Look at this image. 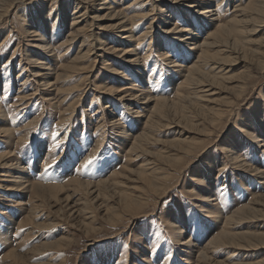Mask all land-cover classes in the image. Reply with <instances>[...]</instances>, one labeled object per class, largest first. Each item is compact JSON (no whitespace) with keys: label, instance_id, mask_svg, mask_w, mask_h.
I'll return each instance as SVG.
<instances>
[{"label":"rangeland","instance_id":"rangeland-1","mask_svg":"<svg viewBox=\"0 0 264 264\" xmlns=\"http://www.w3.org/2000/svg\"><path fill=\"white\" fill-rule=\"evenodd\" d=\"M191 1H167L166 21L158 0H19L2 16L0 127L11 135L0 136V155L12 151L14 165H0V264H199L205 248L216 264L264 261V244L246 250L210 245L224 228L239 236L264 233L262 217L241 215L226 224L241 208L258 207L254 202L264 209V57L258 63L221 54L232 56L223 66L231 81L204 89L209 118L199 104L177 96L180 88L192 91L181 84L197 62L199 45L235 19L253 21L257 1L214 0L210 17ZM109 6L135 18L131 34L122 32L123 21L105 16ZM148 27L153 37L137 42ZM247 29L255 30L248 40L264 47V26ZM38 58L51 60H43L50 70L39 68ZM72 63L77 72L63 70ZM211 68L209 62L206 70ZM111 87L120 92L108 93ZM127 90L140 98L129 100ZM146 95L168 101L167 118L139 153H131L156 105L146 107ZM133 111L144 116L138 120ZM174 139L183 145L172 144ZM230 156L247 166L238 167ZM141 166L148 179L140 177ZM156 178L157 190L151 186ZM15 179H23V186L9 190ZM75 179L96 184L93 193ZM32 183L62 189L35 193ZM128 194L139 196L140 205L122 202Z\"/></svg>","mask_w":264,"mask_h":264},{"label":"bare ground","instance_id":"bare-ground-1","mask_svg":"<svg viewBox=\"0 0 264 264\" xmlns=\"http://www.w3.org/2000/svg\"><path fill=\"white\" fill-rule=\"evenodd\" d=\"M17 1H19V0H0V19L2 18L3 15H5V13L6 14L8 13V11H9L8 9L12 5H14V3L17 4ZM80 1L85 2V0H80ZM90 1L93 2V0H90ZM102 1H105L104 5L108 4V0H102ZM141 1H143V0H136L135 4H137L138 2H141ZM167 1H169V0H158V2H160L161 4L156 6V8L159 9L163 19L168 17V15H166L167 14L166 12H169V11L167 9H165ZM175 1H179V0H175ZM204 1L205 2L203 4H200L199 2H197V0L191 1L192 2L191 7L192 8L201 7V11L200 12H202L203 15H205V16L208 15L210 17L212 12H213L212 11V7L214 6V0H204ZM256 1H257V2H255L256 4L254 3L255 4L254 5V9L256 10L255 11V15L256 16L254 17L253 21L235 19L233 22H231L229 24H225V26H220L218 28L217 32L212 33L209 38L205 39L204 42L199 45L198 48L200 50V54L198 55L199 57L197 59V62H194L187 69V71H188L187 75L185 76V79L183 80V83L181 85H182V88H184V90H192V91H191L190 94H186L180 88L179 92L177 93V96H178L179 100L182 99L181 100L182 102H183V100H186L191 105L194 104L195 108L199 104L200 109L204 112L202 114H204V116H206V118L210 117V114H209L210 111L206 112L207 109L202 104V102L207 100L206 98L208 97L207 94H206L207 91H204V89L205 88H210V90L208 92H211L213 90V88L216 87V85H222V83L227 82V80L231 81V78H229L226 74H223V72H224L223 66H225L227 63L231 62V60H232L231 57L232 56H226V59H225L224 57L223 58L221 57V54L225 55L226 53L229 52V53H231L234 56L235 55L236 56L242 55L244 58L251 57L252 61L255 59V61L257 60L258 63L262 62L261 59L264 57V54H262L263 51L261 50V48H264V47L262 45H260V44H256V43L254 44L252 40H248V36H249L250 32L251 31H253V32L255 31V30H250L249 31L247 29L249 25H251V24L255 25V23H258L259 25H263L264 26V0H256ZM132 5L128 6L126 9L130 10L132 7H134ZM91 6H93V5H91ZM112 8H113L112 6L108 7V9H107L108 13L105 16L106 17H112L113 19H119V20L123 21V23H125V24H123L120 27V28L123 29L122 32L125 31V32H129L131 34L132 33V28L134 29V23H135L134 19L135 18L129 19V17H128L129 15L126 14L124 11L117 12L116 10H111ZM84 16L85 15L83 14L81 17H84ZM100 17H102V16H99V18ZM147 17H148V15L141 16V17H138V18L146 19ZM167 19H165V21ZM153 23L154 22H152L150 25L152 26ZM241 24L244 25L243 27L245 28V30L243 28L240 29L239 27H237V26L241 27ZM129 26H131L132 28H128ZM151 29L152 28L148 27V30L145 33L143 32V35L141 34V36L138 37L137 42L138 41L139 42L144 41L146 39V37H149V36L153 37V36H151V34H149V31H151ZM187 32L190 33V35L192 36V38L188 37L190 39V41H195L194 32L193 31H187ZM178 33L180 34V31ZM244 33H246V34H244ZM37 36L40 37L39 41H42V42L44 41V38H42V36L40 34L37 35ZM181 36H175V37H176V39H181ZM235 37H238V40H236ZM133 38H134L133 35H130V40L131 41L133 40ZM220 39H222V40H220ZM239 40H240V42H239ZM97 41H98L99 44H101L99 42V40H97ZM44 45H45L44 49H45V52H46L49 45L47 43L44 44ZM101 45L104 46L103 44H101ZM255 45H257V46H255ZM213 47L214 48L215 47L220 48L219 49L220 51H217L216 54H212L211 53V49ZM226 48H228V49H226ZM109 50L112 53H117V51H115L114 49H109ZM52 51H55V50H52ZM90 53H91V50L88 53L86 52L80 58H77L76 62H80V60L85 59L87 57V55L90 54ZM125 53L127 54L128 51H125ZM131 53H133L132 55H136V54H134L135 53L134 50L131 51ZM164 56L167 57L166 55H164ZM169 59H171V58H168L165 61H168ZM37 60H39V61H37V64H38L39 68L44 67V68H48L50 70L48 65L43 60H48V61H51V60H49L48 58L47 59H43V60L38 58ZM133 62L139 63V60H133ZM209 62L211 63L212 68L209 71H207L206 69L208 67V63ZM73 64L74 63L65 66L63 70L66 71V70L72 69L73 73L77 72L78 70L76 68H73L74 67ZM141 64H143V63H141ZM144 64L145 65L143 66V68H145L149 64L148 57L145 59ZM228 65H230V64H228ZM136 66L139 67V64L136 65ZM135 70H138V69H135ZM216 70H218V71L216 72ZM111 72L117 74V76L120 75L123 78L124 77L125 78L128 77L124 72H121L120 70H118L116 68H112ZM67 76H69V75H67ZM59 78H64V77H59ZM128 89H133L134 90V88H128ZM198 89H200V90H198ZM242 89H243V85L241 87V90ZM107 92L108 93H116V92H120V91H115V88L111 87L110 90L107 91ZM121 92H123V91H121ZM126 92L129 93V94L125 95V96L128 95V97L130 98L129 100H138L140 98V96H137L136 93H134V92H131V91H128V90ZM198 92H200V94ZM202 93H204V94H202ZM124 97H122V101L125 100ZM146 98L148 99L149 96L146 95ZM21 100H19V101H21ZM152 102H153V104L156 103V105L154 106V108H153V110L151 112L149 111V114L147 115V117L145 116L147 118V120L144 123V129H143L144 132H142L143 130H141L142 134L138 135V137L133 139V142L131 144L132 145V147H131V151L132 152L131 153L136 152L137 150L143 149V147H144L143 144L145 143V141H147V139L150 138V136L153 133V131H155L154 130L155 129V125H160L163 121H166L165 118H167V115L164 114V111H165V107L167 106V102L168 101L166 99H163V98H154V99L153 98H149L145 102V104H147L146 107H149L152 104ZM146 109H148V108H146ZM129 110L132 111L131 107H129ZM213 111L216 114H219V112H220L219 109L211 110L212 113H213ZM132 113H133V115H134V113H136L135 116H136V118L138 120H140V118H142L144 116L143 114H141L142 112L139 113V112L133 111ZM0 115L5 116V113L0 111ZM3 127H0V136L8 137L9 135H11L10 129L5 128V126H3ZM171 143L176 145V146L183 145V141L180 140V139H174V140L171 141ZM230 152H231L230 155H233L234 151L230 150ZM11 154H12V151H9L8 153H4V154L0 155V165H2V162H3V164L5 165V169H8V170H10V168L12 167L11 165H14L13 163H11V161L13 160V159H11V156H12ZM230 157H231L232 161L235 164L238 165V167L244 168V167L247 166L244 162H240L239 161L240 157H238V156H234V157L230 156ZM25 168H26L25 166L21 167V169H22L21 172H23V169H25ZM247 168H249V167H247ZM141 169L142 170L139 173L140 177L142 178V177L145 176V178L148 179V176L144 173L145 169H143V166H141ZM255 169L257 170V168H255ZM256 170H254V171L251 170V171L257 172L258 170L257 171ZM18 180L19 179H15V183L16 184L12 185L9 190H16L17 191V190H19L18 188H20V186H23V184H22L23 179L22 180L20 179V181H18ZM74 182L77 184V186L79 188H81V189H83L85 191H88V193H93V192H90V191H92L93 186L96 185V184H91V183H84V182L82 183V182H80L79 180H76V179L74 180ZM157 182L158 181H157V178H156V181L151 183V186L155 190H157V188H158V186H157L158 183ZM54 189L60 190L62 188L60 187V185L44 186V185H42L40 183L39 184L32 183L30 185V190H33L35 193L36 192H40V191L45 192L46 190L54 191ZM96 194H97V192H96ZM100 194H101V192L98 194L97 198L99 197ZM130 196L134 197V198H130ZM120 198H121L122 202H125L126 204H130V205H140V202H142L140 200V197L136 196V195L132 196V195L128 194V196H126L125 198H123V197H120ZM203 200H205V199H203ZM254 203H255V206H258V207H254L252 205H249V206H246L245 208H241L240 210H238V211L234 212L233 214H231V217H229V219L226 220V222H227L226 224H229V223L233 224L234 220L243 219L241 217V215L242 216L248 215L247 218H249V219L252 218V220L253 219L254 220L255 219L259 220V219H261L260 217H262L264 219V213L261 214L264 211V209L263 208H262V210L259 209V206H263V204L260 205L258 202H254ZM53 226H55V224L49 225V227H53ZM244 234H246V233H244ZM248 238H250L251 240L258 239V240H255V241H258V242L257 243H251V241H248V243H249L248 245H247V242L243 243ZM64 240H66V239H64V238L59 239L58 241L55 242V245L62 243ZM188 243L189 242H187V241L185 242L183 240L182 245H187ZM263 244H264V233H261V234L258 233V234H253V235L246 234L244 236H239V235L235 234L234 232L227 231L225 228L222 230V233L217 234V236L215 237L214 241L212 243H210V245H215L216 247H222V248H232L233 247L234 249H238V250H246V246L259 247V246H261ZM47 245H50V244H47ZM44 247H46V246H44ZM47 247H51V246H47ZM19 259L21 260V258H19ZM198 261H200L199 264H201L203 262H205V264H208V263L216 264V262L210 260V257L207 254V249L206 248L203 249L201 252H199ZM217 264H222V263H217ZM260 264H264V261H262Z\"/></svg>","mask_w":264,"mask_h":264},{"label":"snow or ice","instance_id":"snow-or-ice-1","mask_svg":"<svg viewBox=\"0 0 264 264\" xmlns=\"http://www.w3.org/2000/svg\"><path fill=\"white\" fill-rule=\"evenodd\" d=\"M88 163H91V160H89Z\"/></svg>","mask_w":264,"mask_h":264}]
</instances>
